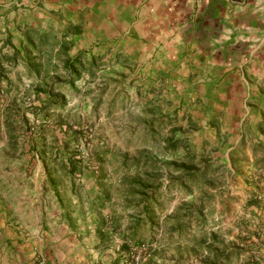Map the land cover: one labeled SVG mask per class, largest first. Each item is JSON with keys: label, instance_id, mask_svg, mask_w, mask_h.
<instances>
[{"label": "crops", "instance_id": "0c3cea01", "mask_svg": "<svg viewBox=\"0 0 264 264\" xmlns=\"http://www.w3.org/2000/svg\"><path fill=\"white\" fill-rule=\"evenodd\" d=\"M28 32L35 35L32 54L5 65L12 71L3 82L11 98L29 91L27 80L39 99L81 110L88 98L82 93L91 90L85 73L96 65L100 82L128 78L135 99V85L158 87L137 106L148 125L167 112L168 99L171 110L186 102L193 122L223 131L230 144L229 133L244 131L257 115L254 101L264 106V0H0V43L9 38L23 54ZM43 34L46 46L38 43ZM77 55L81 71L72 82L70 61ZM48 157L37 160L31 175L2 181L0 264H121V241L103 240L97 229L101 214H117L65 203L58 186L63 175H48ZM12 179L23 188L14 191Z\"/></svg>", "mask_w": 264, "mask_h": 264}, {"label": "rangeland", "instance_id": "374dc122", "mask_svg": "<svg viewBox=\"0 0 264 264\" xmlns=\"http://www.w3.org/2000/svg\"><path fill=\"white\" fill-rule=\"evenodd\" d=\"M89 69L85 75L91 90L82 93L88 98L82 101L81 110L78 107L71 111L61 107L57 110L55 106L46 111L48 100L39 99L27 80L29 91L27 88L23 97L11 98L12 93L0 88V189L6 177L9 180L19 172L29 175L35 172L40 157L28 150V140L37 135L42 124L48 125L46 156L52 157L56 152L53 148L58 146L64 158L73 152L83 166L74 176L77 194L73 195V178L53 165L58 169L56 174L63 175L58 186L65 203L77 204L88 197L97 201L98 192H107L110 200L103 209L108 211L109 207L117 214L118 217H110L109 221L119 220L114 233L126 230L136 212L138 198L132 192L135 186L131 180L138 178L151 185L161 184L158 197L164 212L159 215L158 227L153 231L149 226L144 227L138 234L145 248L142 264H220L213 260L211 248L221 252L234 247L242 248V253L238 259L234 256L230 264L248 259L264 264V106L259 108L261 103L254 101L257 115L252 116L251 122L247 118L244 131L229 133L230 144L223 131L214 132L207 125L193 122L186 102L171 110L172 101L168 99L167 112L148 125L137 106L158 87L149 88L146 83L135 85L138 97L135 99L126 83L128 78L113 85L109 80L98 81L96 65ZM76 91L70 88L72 95ZM117 93L122 99L115 97ZM13 110H24L29 118L28 128L22 124L13 128L17 141L9 140L10 130L2 124ZM72 130L80 131L81 136L64 149L63 142ZM175 138L180 139L178 147L170 149L169 141ZM15 156L23 157V162H16ZM190 157L198 170L206 167L205 178H199L198 174L187 177L182 170H176L180 162H188ZM124 159L129 160L127 166ZM137 159L141 162L139 168L132 166ZM17 184L21 186L12 179L10 187L19 189ZM19 190L13 196L15 202L20 201ZM198 207L202 208L200 213L196 212ZM174 229L177 230L172 232ZM111 237L122 243L119 235ZM126 251L121 264L126 262Z\"/></svg>", "mask_w": 264, "mask_h": 264}, {"label": "trees", "instance_id": "16d2710c", "mask_svg": "<svg viewBox=\"0 0 264 264\" xmlns=\"http://www.w3.org/2000/svg\"><path fill=\"white\" fill-rule=\"evenodd\" d=\"M34 33L33 32H28L26 33L25 36V42L21 46V48L24 50V53L21 54L20 50L14 48V46L11 43V40L9 38L6 39V41H3L2 45L0 46V88H3V82L8 80V72L9 68L6 69L4 67L5 65H10L13 63H17L18 59L22 60L23 62L25 61V58L28 59L29 56L32 54V49L35 47V42H34ZM43 36V37H42ZM38 43L40 46H46L47 45V39L46 35L43 34ZM10 46L13 50L11 52H4L2 51V48ZM80 55L76 56V61L72 60L70 61V74H71V81L73 82L74 79L78 78L80 75L81 68L79 64H77V58H79ZM48 108L46 111L51 110L53 107H62L64 106V102L62 100H48ZM17 113V114H16ZM44 121V120H43ZM28 122L29 118L26 116V111H18V110H13L7 113V115L3 119V126L10 130V136L9 140L10 141H17L16 137V130H13V128L16 127L18 124H22L25 127L28 128ZM32 127L29 126V129ZM1 129V128H0ZM47 130H48V125L42 124L40 126V130L38 131L37 135L31 139L28 140V150L35 153L37 156L42 158L45 163V158L46 156V145L48 141L47 137ZM6 131V133L8 132ZM80 131L72 130L70 135L68 134L67 139L64 140L63 142V147L64 149H68V145L70 142H74L79 140L80 137ZM54 142L56 143V140L53 138ZM171 141V142H170ZM169 141V148L170 149H176L178 147V143L180 141L179 138H175L173 140ZM56 146L53 148L54 151H56L52 157L49 156L48 159H46L48 165V169L46 168V172L49 174L56 173L58 169H54L53 165H56V167L65 171V175L73 178V183H72V193L73 195H76V184L74 181V176L76 173L81 172L83 170V166L81 165V162L78 159H75V153L73 152H68L66 155V158H64V153L61 151L57 150ZM194 156V155H193ZM190 160L188 162H180L175 168L176 170H182L184 174H187V177H192L196 176L198 174L199 178H205L206 177V167H203V169L200 171L196 168V165L192 163L193 157L189 158ZM129 160L124 159L123 164L124 166H127ZM140 161L139 159L135 160V162L132 164V166L135 167H140ZM50 184L56 189L55 193L58 197L59 191L57 189V183H56V178H50ZM131 184L135 186V190H133V194L137 196L138 200L135 204L136 212L132 216L130 220V225L129 227L124 230L120 231L118 234L113 232L114 230L117 229L119 220L114 219L110 221V224H112L111 230L107 228L108 221L109 219L101 214L99 217L98 221V232L101 234V238L103 240L107 239L109 236L115 234L119 235L120 238L122 239V243L120 244V249L121 250H127L130 246L135 245V246H140L144 242L139 239L138 234L140 230H142L144 227H148L150 231H153L154 228L158 227V220H159V215L164 212L163 207H161V202L159 201V195L161 194L160 187L161 184H154L151 185L150 182H146L143 179H138L134 178L131 180ZM99 195L101 197H99ZM97 201L95 198H87L86 200H81V205L84 206V203L86 202L88 205L89 210H94V211H102V209L105 207L106 201L110 200V195L105 192L101 193L98 192L97 195ZM59 198V197H58ZM78 198V197H77ZM202 211L201 207H198L196 212L200 213ZM177 229H174L172 232L176 231ZM213 251L214 259L217 260L218 263L220 264H230L233 261V257L235 256V259L240 258V254L242 253V248L234 247V248H228L225 251H221L218 248H211ZM220 252V253H219ZM219 253V254H218ZM208 264V263H207ZM215 264V263H213ZM238 264H261L259 260H254V259H248L244 262H239Z\"/></svg>", "mask_w": 264, "mask_h": 264}, {"label": "built area", "instance_id": "2783aa9c", "mask_svg": "<svg viewBox=\"0 0 264 264\" xmlns=\"http://www.w3.org/2000/svg\"><path fill=\"white\" fill-rule=\"evenodd\" d=\"M144 249L145 248L143 245L129 247L125 253V257H126L125 264H142L143 261L142 254Z\"/></svg>", "mask_w": 264, "mask_h": 264}]
</instances>
